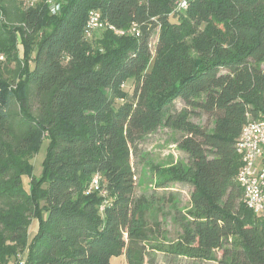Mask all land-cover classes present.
<instances>
[{"label": "trees", "instance_id": "trees-1", "mask_svg": "<svg viewBox=\"0 0 264 264\" xmlns=\"http://www.w3.org/2000/svg\"><path fill=\"white\" fill-rule=\"evenodd\" d=\"M177 1L59 0L51 13L45 0H0V55L14 65L10 79L0 73V264L19 253L23 264H264V211L242 201L235 148L264 118V0ZM93 10L105 23L96 46L85 36ZM202 114L211 131L192 120ZM160 127L180 133L186 159L163 183L190 188L166 246L151 244L152 203L136 193L135 160ZM95 173L99 188L86 193Z\"/></svg>", "mask_w": 264, "mask_h": 264}, {"label": "rangeland", "instance_id": "rangeland-1", "mask_svg": "<svg viewBox=\"0 0 264 264\" xmlns=\"http://www.w3.org/2000/svg\"><path fill=\"white\" fill-rule=\"evenodd\" d=\"M94 35L90 38V43L93 46L97 45V40L101 36V32L98 30L94 31ZM158 31L154 33L150 41V48L153 53L154 44L156 42ZM19 56H23V47L18 41ZM34 55V53L32 54ZM5 56L0 55V73L4 77L9 79L12 77V70L14 68L13 64L4 66ZM264 69V63L261 64ZM122 89L127 94H132L133 81L129 79L125 82ZM116 105L121 102V99H117ZM177 105L180 106L181 103L177 101ZM192 120L206 129L211 131L212 123L206 115L193 116ZM180 136L179 132L171 130L167 127H160L155 133L148 136L147 140L142 146V152L140 156L135 160V171H136V193L138 196H144L148 198L152 206L148 211V223L153 230V236L151 239V244L156 242L163 243L166 246L169 241L174 240L180 233V228L172 220V213L175 208L186 210L190 207V188L189 186L179 183V182H165L167 174L164 173L165 170L169 169L177 163L185 164V153L177 147V140ZM48 146V139L43 138L39 144L37 152L30 159L33 165V175L40 177L43 170V160L46 156ZM264 165V164H263ZM29 178L27 176L23 177L24 188L28 189ZM172 200V202H171ZM157 224L160 225L162 230L166 232V239L153 238L157 234ZM37 230V220L35 218L31 219L29 226V237H31ZM154 240V241H153ZM25 253H19L9 259L8 262L15 264L19 258H22ZM221 252L217 251L215 257H220ZM112 264H126L124 256H117L111 259ZM154 264H166L157 257V261ZM203 264H215L214 261H209Z\"/></svg>", "mask_w": 264, "mask_h": 264}, {"label": "built area", "instance_id": "built-area-1", "mask_svg": "<svg viewBox=\"0 0 264 264\" xmlns=\"http://www.w3.org/2000/svg\"><path fill=\"white\" fill-rule=\"evenodd\" d=\"M26 6H34L44 0H23ZM189 0H178L177 9H185ZM49 5L51 13L59 9V0H45ZM105 23L100 20L98 11H90L87 22L85 36L92 37L95 30L103 29ZM115 33L123 34V30H115L109 26ZM131 33L136 31L132 26L129 30ZM235 148L241 155L243 165L239 169L236 179L243 188V203L257 216L264 211V118L251 120L247 122L235 141ZM101 176L98 173L93 174L86 193H90L99 188ZM104 205L101 204L99 209L102 211ZM7 264H11L8 262ZM15 264H23V259L19 258Z\"/></svg>", "mask_w": 264, "mask_h": 264}, {"label": "crops", "instance_id": "crops-1", "mask_svg": "<svg viewBox=\"0 0 264 264\" xmlns=\"http://www.w3.org/2000/svg\"><path fill=\"white\" fill-rule=\"evenodd\" d=\"M121 256H122V255H121ZM112 258H113V257H112ZM112 258H111V259H112Z\"/></svg>", "mask_w": 264, "mask_h": 264}]
</instances>
